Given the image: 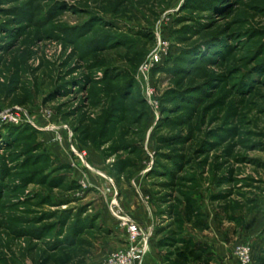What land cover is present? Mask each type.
Returning a JSON list of instances; mask_svg holds the SVG:
<instances>
[{"label": "rangeland", "instance_id": "1", "mask_svg": "<svg viewBox=\"0 0 264 264\" xmlns=\"http://www.w3.org/2000/svg\"><path fill=\"white\" fill-rule=\"evenodd\" d=\"M261 215L264 0H0V264H105L126 219L141 264H264Z\"/></svg>", "mask_w": 264, "mask_h": 264}, {"label": "built area", "instance_id": "2", "mask_svg": "<svg viewBox=\"0 0 264 264\" xmlns=\"http://www.w3.org/2000/svg\"><path fill=\"white\" fill-rule=\"evenodd\" d=\"M122 224L128 232L127 250L111 253L105 264H141L147 251L148 237L137 223L126 219ZM234 255L238 264H252V245L250 243L237 245Z\"/></svg>", "mask_w": 264, "mask_h": 264}, {"label": "crops", "instance_id": "3", "mask_svg": "<svg viewBox=\"0 0 264 264\" xmlns=\"http://www.w3.org/2000/svg\"><path fill=\"white\" fill-rule=\"evenodd\" d=\"M78 175L82 176L83 174L78 172ZM141 213H144V211L142 210ZM150 217H152L151 218L152 219L151 224L153 227L154 226L153 225L154 213L152 212V210H151V216ZM144 219H145V217H144ZM262 223L264 224V216L261 215L260 218L258 219V224H260L259 226H261ZM246 236L252 238L254 243L258 244V247H259V250L261 251V253L260 254L258 253L257 255L262 256V257L261 256L260 257L262 260L261 262H263L264 261V252H262V251L264 250V228L260 232L252 230V231L246 233ZM232 241H233V235H231L230 240H227L226 242L222 243L223 245L219 249L220 251L216 252L217 256H219V258H221L222 262H223V260L225 261V263L228 262L226 258L229 257V255H230L229 252H230V247L232 246ZM232 256H233V254H232ZM232 264H237V263L233 262Z\"/></svg>", "mask_w": 264, "mask_h": 264}, {"label": "trees", "instance_id": "4", "mask_svg": "<svg viewBox=\"0 0 264 264\" xmlns=\"http://www.w3.org/2000/svg\"><path fill=\"white\" fill-rule=\"evenodd\" d=\"M185 247V250L177 256V264H189L191 259H194L197 262L202 261L203 264H214V254L208 253L207 246L201 245V243L192 244L187 241Z\"/></svg>", "mask_w": 264, "mask_h": 264}]
</instances>
